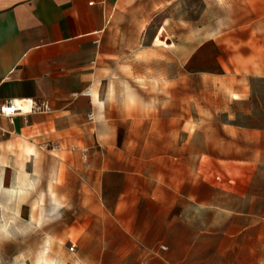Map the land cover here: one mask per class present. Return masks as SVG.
I'll return each instance as SVG.
<instances>
[{
	"label": "rangeland",
	"instance_id": "1",
	"mask_svg": "<svg viewBox=\"0 0 264 264\" xmlns=\"http://www.w3.org/2000/svg\"><path fill=\"white\" fill-rule=\"evenodd\" d=\"M107 19L85 69L97 150L158 182L151 231L113 228L55 157L38 189L0 195V264H264V131L241 130L264 129V0H124Z\"/></svg>",
	"mask_w": 264,
	"mask_h": 264
},
{
	"label": "crops",
	"instance_id": "2",
	"mask_svg": "<svg viewBox=\"0 0 264 264\" xmlns=\"http://www.w3.org/2000/svg\"><path fill=\"white\" fill-rule=\"evenodd\" d=\"M123 1L0 0V103L10 97H33L47 98L52 104V110L46 113L16 115L11 120L0 116V195L15 197L19 191L38 189L46 181L44 169L58 157L63 181L71 176L79 178L80 189L91 190L96 204L113 211L105 215L116 222L113 228L139 237L151 231V218H156L139 207L158 198V182H152L142 167H126L118 157L112 160L98 152L100 117L89 104L97 103L99 108L102 103L93 89L90 96L82 93L87 87L85 69L101 52L107 17ZM97 36L99 43L93 41ZM90 111L93 119L87 116ZM241 130L256 134L264 131ZM55 144L59 146L50 147ZM80 147L89 148L85 157ZM220 174L231 180L215 182L232 186L233 176ZM166 186L168 190L161 196L175 200L180 189ZM245 189L241 187L238 192L245 193ZM1 206L14 209L15 203L0 200ZM171 214L168 222L180 219ZM155 245L135 243L138 248ZM125 252L144 253L145 249Z\"/></svg>",
	"mask_w": 264,
	"mask_h": 264
},
{
	"label": "built area",
	"instance_id": "3",
	"mask_svg": "<svg viewBox=\"0 0 264 264\" xmlns=\"http://www.w3.org/2000/svg\"><path fill=\"white\" fill-rule=\"evenodd\" d=\"M95 43L100 42V38L97 36L93 40ZM84 95L90 96L91 93L88 90H84L82 92ZM7 109V110H6ZM52 110V104L49 99L47 98H33V97H10L5 99L0 103V116H4L9 118L10 120L12 117L16 115H27L33 112H41L46 113ZM89 119H93L94 115L90 111L87 114ZM59 145H51V148H57ZM82 155L85 157L87 153V149L85 147H80ZM215 179L222 182V181H230V177H225V175L217 174ZM161 248L165 249V245H160Z\"/></svg>",
	"mask_w": 264,
	"mask_h": 264
},
{
	"label": "bare ground",
	"instance_id": "4",
	"mask_svg": "<svg viewBox=\"0 0 264 264\" xmlns=\"http://www.w3.org/2000/svg\"><path fill=\"white\" fill-rule=\"evenodd\" d=\"M91 93V92H90Z\"/></svg>",
	"mask_w": 264,
	"mask_h": 264
},
{
	"label": "snow or ice",
	"instance_id": "5",
	"mask_svg": "<svg viewBox=\"0 0 264 264\" xmlns=\"http://www.w3.org/2000/svg\"><path fill=\"white\" fill-rule=\"evenodd\" d=\"M7 110V109H6Z\"/></svg>",
	"mask_w": 264,
	"mask_h": 264
}]
</instances>
